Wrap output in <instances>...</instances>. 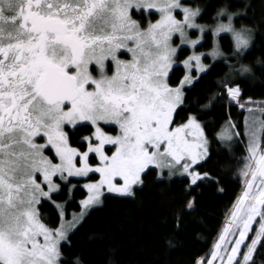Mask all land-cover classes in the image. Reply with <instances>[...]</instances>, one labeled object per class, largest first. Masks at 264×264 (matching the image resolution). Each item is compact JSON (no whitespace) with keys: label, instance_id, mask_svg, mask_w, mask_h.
Returning <instances> with one entry per match:
<instances>
[{"label":"snow or ice","instance_id":"obj_1","mask_svg":"<svg viewBox=\"0 0 264 264\" xmlns=\"http://www.w3.org/2000/svg\"><path fill=\"white\" fill-rule=\"evenodd\" d=\"M250 8V0L240 12L219 3L212 22L201 24L205 8L184 0H0V264H67L63 247L109 195L134 198L147 177L179 178L190 191L219 185L201 171L211 143L230 155L244 138L241 192L208 253L193 264H257L264 252V101H245L241 84L255 79L254 66L243 61L264 22L234 26ZM222 33L231 37L227 49L217 39ZM209 39L211 50L198 52ZM183 47L193 51L173 86ZM218 61L227 72L215 91L190 103L187 93ZM224 103L247 110L245 130L229 116L210 139L201 115ZM82 128L90 134L73 141ZM95 174L83 184L79 212L67 219L54 194L70 178L92 181ZM45 202L57 211L56 227L42 215Z\"/></svg>","mask_w":264,"mask_h":264},{"label":"trees","instance_id":"obj_2","mask_svg":"<svg viewBox=\"0 0 264 264\" xmlns=\"http://www.w3.org/2000/svg\"><path fill=\"white\" fill-rule=\"evenodd\" d=\"M193 6L205 8L202 22H212L215 7L219 3L228 4L232 12L243 10L246 0H184ZM251 8L246 15L234 17L236 26L252 27L264 22V0H250ZM210 36V33L208 34ZM222 46L227 49L231 37L222 33L219 37ZM209 48L211 40H203ZM188 48L180 51L186 54ZM244 63L254 66L255 79L249 77L242 82L244 100L259 101L264 99V27L258 28L252 47L246 52ZM261 65H256V60ZM227 72L222 61L212 73L205 76L188 92V101L194 103L215 91V83ZM184 73L183 66L176 65L171 73V82L176 85ZM236 123L243 133V109L233 105L230 109L226 103L217 104L207 114L201 115L210 139L220 131L221 126L229 118ZM107 128V127H106ZM90 134L82 128L73 141ZM238 140L240 138H237ZM245 140V138H244ZM73 146H77L73 143ZM235 151L225 153L222 145L213 140L211 143V159L204 164L201 171L207 170L221 183H204L201 187L190 191L179 178L174 182L154 183L153 177H147L145 184L138 188L135 197H113L105 199L103 207L94 210L71 234V246L63 247V259L67 264H74L77 257L82 264H193L206 254L213 238L221 229L225 213L230 209L242 185L238 177L237 163L245 154V142L234 145ZM97 175H93L96 178ZM84 178H70L71 183L63 190L54 194L56 203L66 207L67 219L71 212L79 210V202L86 195L83 189ZM74 186V187H73ZM71 188V192L69 189ZM223 189L220 191L219 189ZM195 201L189 210L186 205ZM42 215L50 227L59 225L60 220L56 209L50 202H45ZM180 224L177 227V217ZM257 264H262L264 252L256 254Z\"/></svg>","mask_w":264,"mask_h":264},{"label":"rangeland","instance_id":"obj_3","mask_svg":"<svg viewBox=\"0 0 264 264\" xmlns=\"http://www.w3.org/2000/svg\"><path fill=\"white\" fill-rule=\"evenodd\" d=\"M184 2H185V1H184ZM185 3H186V2H185ZM144 22H145L146 24H147V22H148L147 15H145V20H144ZM198 22L201 23V24H210V23H211V22H202V21H200L199 19H198ZM234 26L237 27V28H240V27H241V26H236L235 24H234ZM197 35H198V34H197ZM228 35L230 36V34H228ZM193 38H196V37H193ZM217 39L219 40V37H218ZM202 42H203V40L201 41V43H202ZM176 43L179 44V39H178V37L176 38ZM183 48H185V47H183ZM186 48H187V47H186ZM188 49H189V51H188L186 54H184V55H181L180 52H179L180 59H179L177 65H181V66H183V65H182V61H183V59H186L188 55H191V54H192V51H193V50L190 49V48H188ZM210 50H211V45H210L209 48H199V46H198V48H197V51H198V52H208V51H210ZM121 58H122V59H130V55H124V56H122ZM207 62H210V60L207 61ZM109 74H111V71L109 72ZM183 75H184V73H183ZM183 75H182V76H183ZM181 78H182V77H181ZM181 78H180V79H181ZM173 86H175V85H173ZM261 101H264V99L259 100V101H255V102H261ZM249 107H256V104H255V103H254V104H250ZM257 115H259V113H257ZM247 116H248V112H247V110H246V109H243V131L245 130V117H247ZM223 125H224V124H223ZM105 130H106L109 134H111V135H115V134H117L116 131L113 130V129H111V128H105ZM41 142H42V141H41ZM244 142H245V146H246V143H247L246 138H245ZM96 175H97V177H96V178H93L92 181H89V180L86 179V180L83 182V184H84V183H87V182H93L94 180L98 179L99 176H98V174H96ZM241 188H242V185H241V187H240V189H239V191H238V194L236 195L234 201L236 200L237 196L240 194V192H241ZM82 199H83V198H82ZM59 204H61V203H59ZM232 204H233V203H232ZM231 206H232V205H231ZM230 208H231V207H230ZM79 210H80V209H79ZM79 210L74 211V212H71L70 217H69L68 219L71 220V219H72V215H73V213H77V212H79ZM224 221H225V218H224V220H223V222H222L221 228H222V226H223ZM211 246H212V244H211ZM211 246H210V248H211ZM207 253H208V252H207ZM204 255H205V254H204ZM204 255H203V256H204ZM201 257H202V256H201Z\"/></svg>","mask_w":264,"mask_h":264},{"label":"flooded vegetation","instance_id":"obj_4","mask_svg":"<svg viewBox=\"0 0 264 264\" xmlns=\"http://www.w3.org/2000/svg\"><path fill=\"white\" fill-rule=\"evenodd\" d=\"M147 15V14H146ZM135 18V17H134ZM157 17H155V16H153L152 17V19H153V21L156 19ZM145 23V22H144ZM146 24V23H145ZM87 135H89V134H87Z\"/></svg>","mask_w":264,"mask_h":264}]
</instances>
